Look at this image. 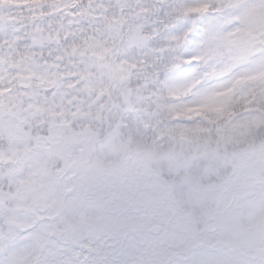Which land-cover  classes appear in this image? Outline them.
I'll return each mask as SVG.
<instances>
[{
  "label": "snow or ice",
  "instance_id": "6c2138e0",
  "mask_svg": "<svg viewBox=\"0 0 264 264\" xmlns=\"http://www.w3.org/2000/svg\"><path fill=\"white\" fill-rule=\"evenodd\" d=\"M0 264H264V0H0Z\"/></svg>",
  "mask_w": 264,
  "mask_h": 264
},
{
  "label": "rangeland",
  "instance_id": "374dc122",
  "mask_svg": "<svg viewBox=\"0 0 264 264\" xmlns=\"http://www.w3.org/2000/svg\"><path fill=\"white\" fill-rule=\"evenodd\" d=\"M98 152H99V154H100V156L101 157H103V155H104V153H103V150H101V149H98ZM130 156H132V162H137V160H136V156L133 154V155H130ZM124 162H126V161H124ZM131 162V163H132Z\"/></svg>",
  "mask_w": 264,
  "mask_h": 264
}]
</instances>
